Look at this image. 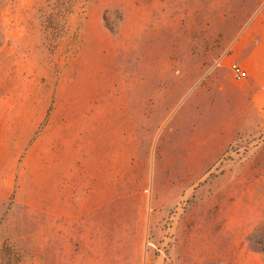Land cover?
<instances>
[{"label": "rangeland", "instance_id": "rangeland-1", "mask_svg": "<svg viewBox=\"0 0 264 264\" xmlns=\"http://www.w3.org/2000/svg\"><path fill=\"white\" fill-rule=\"evenodd\" d=\"M83 90L104 183L0 212V264H264V0H0V128L73 130Z\"/></svg>", "mask_w": 264, "mask_h": 264}, {"label": "crops", "instance_id": "crops-1", "mask_svg": "<svg viewBox=\"0 0 264 264\" xmlns=\"http://www.w3.org/2000/svg\"><path fill=\"white\" fill-rule=\"evenodd\" d=\"M233 56L234 61L235 45ZM217 75L225 95H230L234 80L220 72ZM78 98L73 130L68 129L71 118L67 107L61 104L50 116L49 126L41 130L0 128L1 213L71 216L74 199L85 198L96 182L104 183L108 115L104 128L100 120L94 131L84 90L78 91Z\"/></svg>", "mask_w": 264, "mask_h": 264}, {"label": "built area", "instance_id": "built-area-1", "mask_svg": "<svg viewBox=\"0 0 264 264\" xmlns=\"http://www.w3.org/2000/svg\"><path fill=\"white\" fill-rule=\"evenodd\" d=\"M231 52H232V47L228 50V52L223 57H221V59L219 58L217 61H215L213 68H215V67L221 68L223 63L226 62L228 55ZM228 67H229V69L233 75V78H235L236 80L245 81L248 79L249 76H248L247 72L236 61L228 62Z\"/></svg>", "mask_w": 264, "mask_h": 264}]
</instances>
